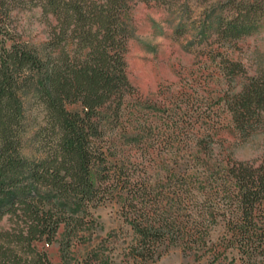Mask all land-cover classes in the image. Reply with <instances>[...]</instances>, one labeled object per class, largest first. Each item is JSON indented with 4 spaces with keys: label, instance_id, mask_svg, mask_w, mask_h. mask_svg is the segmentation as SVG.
<instances>
[{
    "label": "trees",
    "instance_id": "1",
    "mask_svg": "<svg viewBox=\"0 0 264 264\" xmlns=\"http://www.w3.org/2000/svg\"><path fill=\"white\" fill-rule=\"evenodd\" d=\"M10 1L0 0V20ZM136 1L40 0L43 16L55 20L50 41L39 48L2 45L0 221L16 219L19 230L15 241L0 232V264H50L33 241L63 238L64 256L82 215L106 199L129 210L139 257L169 239L200 249L221 227L243 264H264V162L215 163L206 155L209 143L197 136L166 151L164 125L155 135L139 112L144 105L126 58L134 36L126 15ZM229 1L235 12L225 24L219 17L217 37L232 44L264 22V0ZM216 57L228 64L230 78L240 73V63ZM226 103L238 132L264 126V74ZM191 151L198 157H178ZM221 244L212 245L214 261L226 264Z\"/></svg>",
    "mask_w": 264,
    "mask_h": 264
},
{
    "label": "rangeland",
    "instance_id": "2",
    "mask_svg": "<svg viewBox=\"0 0 264 264\" xmlns=\"http://www.w3.org/2000/svg\"><path fill=\"white\" fill-rule=\"evenodd\" d=\"M40 4V0L10 1L8 17L0 20V50L3 44L8 47L13 42L39 48L50 41V24L55 25V20L43 16ZM234 12L229 0L133 2L126 15L134 30L126 56L128 75L144 105L139 112L146 114L153 133L157 135L164 125L166 151L176 144L175 140L177 144L193 143L197 136L209 143L206 155L215 163L260 165L264 162V126L249 133L238 132L226 99L239 92L242 84L264 74V22L232 44L219 40V17L225 24ZM219 49L221 54H217ZM217 55L240 63V73L230 78L228 64L219 65ZM182 155L198 157L194 151L178 153V157ZM127 211L115 199L103 200L82 215L83 223L64 242L68 245L64 256L60 245L63 238L51 245L33 241L32 249L39 255L46 254L50 264H217L212 245L222 242L221 260L243 264V254L228 242L221 227L214 229L200 249L195 246L188 250L169 239L156 253L139 257V236ZM16 221L9 216L0 221V232H8L10 241H15L19 230ZM12 245L22 253L17 243Z\"/></svg>",
    "mask_w": 264,
    "mask_h": 264
}]
</instances>
